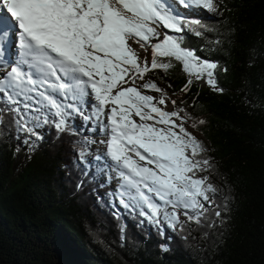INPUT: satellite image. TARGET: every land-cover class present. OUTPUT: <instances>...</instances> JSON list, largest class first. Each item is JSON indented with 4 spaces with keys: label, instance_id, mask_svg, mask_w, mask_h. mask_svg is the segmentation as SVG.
<instances>
[{
    "label": "trees",
    "instance_id": "obj_1",
    "mask_svg": "<svg viewBox=\"0 0 264 264\" xmlns=\"http://www.w3.org/2000/svg\"><path fill=\"white\" fill-rule=\"evenodd\" d=\"M196 10L198 20L186 21L198 23L172 36L218 65L223 92L203 79L181 91L189 76L175 59L144 81L177 96L186 123L203 136L185 124L206 149L198 158L211 162L198 175L216 188L201 223L185 222L182 231L158 227L124 208L117 191L88 171L90 140L77 130V115L64 132L42 123L37 137L17 131L6 114L0 264H264V0H215L213 9Z\"/></svg>",
    "mask_w": 264,
    "mask_h": 264
},
{
    "label": "snow or ice",
    "instance_id": "obj_2",
    "mask_svg": "<svg viewBox=\"0 0 264 264\" xmlns=\"http://www.w3.org/2000/svg\"><path fill=\"white\" fill-rule=\"evenodd\" d=\"M191 3L215 7V0ZM192 23L198 22L180 17L167 0H0V123L11 114L17 131L38 137L42 123L68 130L74 114L96 121L106 146L96 159L109 158L118 172L119 203L158 227L199 225L216 191L198 175L211 168L209 159L198 158L206 149L185 127L189 117L177 100L155 82L137 83L152 70L167 71L175 59L189 76L181 91L203 79L223 92L218 65L168 34ZM158 28L166 30L162 39ZM134 44L151 48L150 64ZM10 46L16 58L5 57ZM168 103L175 110H166Z\"/></svg>",
    "mask_w": 264,
    "mask_h": 264
},
{
    "label": "rangeland",
    "instance_id": "obj_3",
    "mask_svg": "<svg viewBox=\"0 0 264 264\" xmlns=\"http://www.w3.org/2000/svg\"><path fill=\"white\" fill-rule=\"evenodd\" d=\"M167 3L171 6V8L177 13L179 14V16H183V15H195V11L192 10L188 4L190 3L191 5H193L191 3V0H167ZM196 17V16H195ZM158 31L161 32V39L163 36V32L166 31L162 28H158ZM172 33L175 32H169L168 34L171 35ZM153 43H155V41H153ZM133 47L138 51V53L141 55V57H147L149 64L151 61V48L148 47L147 49H140L139 45H133ZM146 82V81H143ZM138 84H142V83H138ZM145 94H149V95H153L156 99H159V95L157 94H153L152 91H148L145 90ZM171 99H176L177 96H172V95H168ZM171 108H174L170 103H168L166 110L170 111ZM86 111H88L86 109ZM91 114V112L89 111V115ZM76 115L74 114L72 117H75ZM71 117V118H72ZM73 119V118H72ZM70 124L73 125V120H70ZM74 124L77 128L78 131H80L82 134H84L85 136L88 135L89 138V149L87 151L86 155V161L89 160V162H92V165H94L93 167H90L91 169L88 171H93V176L94 178L97 176H102L100 179H94V181L96 180L97 182L99 181L101 183V185L104 184L107 185L108 189H111L113 191V189H116L118 192L120 191V184L122 181H120L119 176H118V172H116L114 170V166L113 167H109L110 164H112L110 159H100L97 160L96 157L98 155L103 156L105 150H106V146L104 144L99 143L100 140L105 139V136L103 135L102 132H97V133H93L94 129L97 128V122L96 121H91L88 122L86 120H84L81 116H78L74 119ZM188 124V125H187ZM187 127L189 128L190 131H193L194 134L203 137L202 134L197 131L194 127H192V125H190V122L188 121L186 123ZM36 131H38L39 133H43L44 132V128L42 125H40V127L38 129H36ZM107 161L110 162V164L107 163ZM99 165H98V164ZM103 168L100 169L101 166ZM97 166L99 167V169L97 168ZM93 179V177H92ZM183 211V210H181ZM184 217V216H182ZM163 247H166V245L163 244Z\"/></svg>",
    "mask_w": 264,
    "mask_h": 264
},
{
    "label": "bare ground",
    "instance_id": "obj_4",
    "mask_svg": "<svg viewBox=\"0 0 264 264\" xmlns=\"http://www.w3.org/2000/svg\"><path fill=\"white\" fill-rule=\"evenodd\" d=\"M94 132H95V133H97V132H99V131H98V130H94V131H93V133H94ZM103 159H109V158H107V157H104ZM107 163H108V164H110V162H109V161H107Z\"/></svg>",
    "mask_w": 264,
    "mask_h": 264
}]
</instances>
